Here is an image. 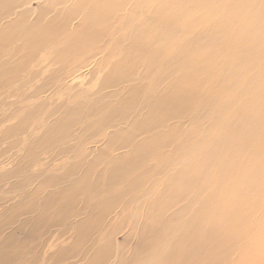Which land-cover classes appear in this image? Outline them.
Returning a JSON list of instances; mask_svg holds the SVG:
<instances>
[{
	"label": "bare ground",
	"instance_id": "bare-ground-1",
	"mask_svg": "<svg viewBox=\"0 0 264 264\" xmlns=\"http://www.w3.org/2000/svg\"><path fill=\"white\" fill-rule=\"evenodd\" d=\"M69 1L43 0L39 17L23 11L0 35L98 58L78 92L36 62L25 117L57 100L47 130L59 134L0 175L4 185L37 172L9 187L18 198L0 216V264H264V0ZM47 153L63 160L42 163Z\"/></svg>",
	"mask_w": 264,
	"mask_h": 264
},
{
	"label": "rangeland",
	"instance_id": "rangeland-1",
	"mask_svg": "<svg viewBox=\"0 0 264 264\" xmlns=\"http://www.w3.org/2000/svg\"><path fill=\"white\" fill-rule=\"evenodd\" d=\"M209 2H211V0H209ZM6 5V3L4 4V6L0 4V35L4 30L15 32V29L18 26L16 24L17 19L21 12L27 11L29 14V20L30 22H32L35 18L39 17V8L43 7L42 5L48 6V4L44 3L43 0H28L25 4H22L20 6H15L9 3V5L5 8H8L7 11L3 12V8ZM59 8L60 7H57V9ZM203 12L204 11L202 10H196L190 13L189 16L192 20H194ZM51 14L52 13H50L48 16H51ZM208 17L211 20H214L213 14H210ZM75 23H77V20L72 22V24ZM196 28H194V30ZM188 36L190 37V35ZM31 39L32 38L28 37V34L23 32L22 30H18L10 38L8 43L0 44V175L7 174L11 170L17 168L18 163L22 157V153L19 151L23 152L36 150L47 152L48 150L46 147L48 143L44 142L45 135L47 134L46 137L49 139L52 138V141H54V139L59 134V131L57 129H54L53 131L49 129L51 133H49L47 130V128L52 125V121L62 116V110L59 109L58 113L54 114V109L58 105L57 100H53L52 103L46 105L41 110L35 109L33 112L29 113V116L25 117V112L31 107V104L25 103L26 105H24L22 102V98L24 96H29L28 100L31 102L33 100L31 96L35 94V90L40 83V79L42 78L41 74L35 75L36 71L39 69V65L36 64V62L39 61V58H46L45 61L53 64L55 66V69L66 71L70 78L64 79L63 83H74L75 92L85 91V89L88 87V84H86V80H88L89 78V73L94 69L93 66L94 62H96L95 60L98 59L97 57H95V59H93V63L90 62L89 64L84 65L82 64L83 59L81 57H66L68 55L69 48L66 43L54 45L52 47L53 49L50 50L51 55L49 53L40 54V52L38 54L36 43L35 41H31ZM67 58L68 61H66ZM256 74L257 72H255L253 75ZM82 79L85 80L82 82ZM26 81L30 82L28 84L24 83ZM263 81L264 77L262 76V79L258 81L257 85H261ZM90 84L94 85L95 82L92 81L90 82ZM46 89L47 88L41 90L37 94L36 98L39 100H44L46 97H48L52 89H50L51 91ZM43 115L45 116L44 119H42ZM25 118H28V120H25ZM118 124L120 126H123L124 122H118ZM36 127H39L37 130H35V133L38 132L37 137L31 135V132ZM36 141H40L41 143L36 147H33V143ZM69 144L71 143H67L65 145ZM49 154L50 153L40 156L42 163L47 162L48 165H52L57 164L58 162H61L63 160L50 161ZM192 159L194 160L195 156ZM36 174L37 172L30 170L29 172L24 173L22 176L24 178L28 176L29 178V176L31 177L32 175ZM23 177L12 179L11 181H9V184L3 185L2 183H0V216H3V210L7 208L9 209L13 205V202H15V199L18 198V196H16L18 194L17 191L8 193L10 185L14 182L16 183L17 181L20 182L21 179H24ZM43 178V175L37 176L36 181L42 180ZM27 185H29V183ZM33 185H36L35 182L33 183ZM33 185L26 188L27 190L25 191L30 192L29 190L33 188ZM16 225L18 224L6 228L3 232L6 233L8 231H12L13 229H15ZM76 225V222L74 220H71V226L76 228ZM25 232L27 234V231L21 232L19 230H16V238L19 237L22 240H26V238L24 237L26 235ZM46 237H44L42 240H44ZM121 237V234L117 235L116 238L117 240L119 239V241L117 242H120L122 240ZM39 240L40 239L37 238L36 241L33 240L31 243L38 242ZM130 250L131 245L129 244L126 251L130 252ZM49 253H54L53 247H51ZM83 254L84 252L80 253V255L82 256ZM237 258L238 256L235 257L234 260L229 264H234ZM69 262L80 264L79 260H69ZM202 263L214 264L213 262L208 261Z\"/></svg>",
	"mask_w": 264,
	"mask_h": 264
}]
</instances>
